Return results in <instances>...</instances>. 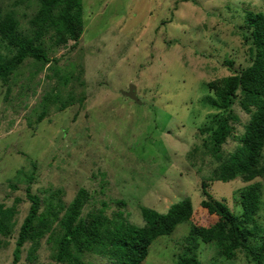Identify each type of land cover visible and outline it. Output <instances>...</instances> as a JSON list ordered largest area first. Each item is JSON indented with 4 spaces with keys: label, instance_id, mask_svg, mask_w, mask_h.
Here are the masks:
<instances>
[{
    "label": "rangeland",
    "instance_id": "1",
    "mask_svg": "<svg viewBox=\"0 0 264 264\" xmlns=\"http://www.w3.org/2000/svg\"><path fill=\"white\" fill-rule=\"evenodd\" d=\"M13 1L4 3L26 25L37 0L22 5ZM82 7L78 45L71 49L70 41L49 53L57 60L49 67L74 72L81 67V84L61 86L57 77H50L49 68L32 77L29 73L38 66L31 61L20 68L22 74L10 83L9 94L8 85L0 84V204L10 207L21 199L16 229L29 208L26 184L13 190L8 183L18 170H32L36 161L33 191L52 184L63 191L66 205L80 188L91 195L95 191L91 208L106 202L110 217L121 210L135 226L144 224L141 207L166 213L173 203L188 198L194 208L190 222L156 239L142 264H177L191 225L207 238L206 243L198 238L201 264H252L243 250L233 260L217 254L214 237L224 225L202 208L200 186L203 176L216 179L219 162L207 138L202 142L200 129L221 114L203 103L215 98V89H208L207 83L222 85L223 78L248 64L250 44L241 27L247 11L264 15V0H82ZM131 84L140 104L122 95ZM55 87L62 98L72 90L84 96L83 103L63 110L50 105L42 122L35 124L43 95ZM230 111V125L241 135L250 116L239 100ZM237 146L228 138L221 150L228 154ZM247 185L239 178L214 181L208 192L238 215L239 193ZM118 202L125 205L118 207ZM256 218L264 227V188ZM8 242L0 244V264L13 263L14 237ZM26 250L16 264H55L44 239L34 262L25 259ZM86 259L109 264L94 254Z\"/></svg>",
    "mask_w": 264,
    "mask_h": 264
},
{
    "label": "trees",
    "instance_id": "2",
    "mask_svg": "<svg viewBox=\"0 0 264 264\" xmlns=\"http://www.w3.org/2000/svg\"><path fill=\"white\" fill-rule=\"evenodd\" d=\"M26 2L15 0L12 5ZM37 4L27 24L23 25L15 11L8 10L4 0H0V84L8 85L7 94L10 83L16 82L22 74L20 68L27 61L38 66L29 73L32 77L49 68L52 71L50 77H57L61 86L74 81L81 84V67L76 72L49 67L57 63L49 53L52 48L66 47L70 41L73 44L71 49L78 45L83 30L82 0H37ZM243 29L242 35L250 44L248 64L223 78L222 85L215 80L207 83L208 89H215V98L205 99L203 103L221 114L213 117L200 133L204 135L202 142L207 138L211 155L219 162V168L218 173L214 171L215 180L210 176L202 177L200 197L202 208L219 217L224 225L222 232L214 237L217 239V254L233 260L235 253L243 250L249 262L264 264V227L256 218L264 188V15L247 11ZM236 100L250 116L241 135L235 134V128L230 125L234 120L230 110ZM83 101L84 96L74 95L73 90L62 98L61 89L55 87L43 95L35 124L42 122L50 105L63 110ZM29 123L31 126V121ZM228 138L237 141L238 146L233 152L223 154L221 149ZM31 165L32 170H18L13 182L10 179L8 183L13 190L22 182L26 184L24 190L29 208L18 229L16 204L21 199H14L10 207L0 204V244L7 246L8 240L14 237L12 264L21 260L26 247L25 259L34 262L43 239L49 244L50 259L55 264H93L86 259L92 254L104 258L109 264H142L156 239L171 235L182 223H189L194 213L188 198L173 203L166 213L141 207L144 224L135 226L127 222L121 210L110 217L106 213L110 208L106 202H100L98 208H91L96 202L95 191L91 195L80 188L68 205L62 200L63 191L54 189L52 184L33 191L31 185L36 180L37 162ZM236 178L248 184L239 193L241 212L238 215L223 199H214L208 192L214 181L229 182ZM87 205L90 208L84 212ZM117 205L122 207L125 203L118 202ZM204 236L195 225L190 226L184 239L185 252L178 257L177 264H201L197 256L198 238L206 243Z\"/></svg>",
    "mask_w": 264,
    "mask_h": 264
},
{
    "label": "water",
    "instance_id": "3",
    "mask_svg": "<svg viewBox=\"0 0 264 264\" xmlns=\"http://www.w3.org/2000/svg\"><path fill=\"white\" fill-rule=\"evenodd\" d=\"M136 90H137L136 86L131 84V85H129L127 91H122V95L126 96L131 101L140 104V100L138 99V97L136 95L137 94Z\"/></svg>",
    "mask_w": 264,
    "mask_h": 264
}]
</instances>
